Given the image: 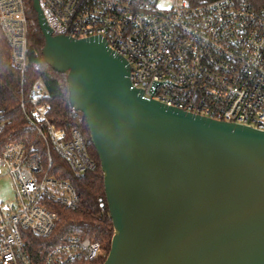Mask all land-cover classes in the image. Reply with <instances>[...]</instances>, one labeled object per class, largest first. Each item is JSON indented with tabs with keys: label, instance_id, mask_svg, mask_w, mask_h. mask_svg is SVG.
Masks as SVG:
<instances>
[{
	"label": "built area",
	"instance_id": "built-area-1",
	"mask_svg": "<svg viewBox=\"0 0 264 264\" xmlns=\"http://www.w3.org/2000/svg\"><path fill=\"white\" fill-rule=\"evenodd\" d=\"M52 36L100 37L128 64V79L145 100L264 131V0H37ZM0 30L9 63L21 81L27 66L25 0H0ZM47 90L39 81L19 108L35 133L30 145L0 151V177L10 180L15 204L0 208V264H34L23 233L49 237L54 206L77 208L73 185L52 173V156L80 179L97 165L81 132H66L49 118ZM6 124L0 109V133ZM100 212L105 211L99 201ZM100 244L65 235L42 264L94 261Z\"/></svg>",
	"mask_w": 264,
	"mask_h": 264
},
{
	"label": "water",
	"instance_id": "water-1",
	"mask_svg": "<svg viewBox=\"0 0 264 264\" xmlns=\"http://www.w3.org/2000/svg\"><path fill=\"white\" fill-rule=\"evenodd\" d=\"M32 7L99 160L113 226L103 264H264V131L143 99L104 39L52 36Z\"/></svg>",
	"mask_w": 264,
	"mask_h": 264
},
{
	"label": "trees",
	"instance_id": "trees-1",
	"mask_svg": "<svg viewBox=\"0 0 264 264\" xmlns=\"http://www.w3.org/2000/svg\"><path fill=\"white\" fill-rule=\"evenodd\" d=\"M25 6L29 31L27 66L23 82L19 72L9 63L10 48L0 30V109L4 111L6 119V124L0 133V151L9 143L30 145L35 142V133L19 108V99L22 90L26 93L34 82L39 81L47 90L51 122L66 132L79 130L85 139L88 153L97 167L95 171L76 179L62 160L55 155L52 156V173L73 185L79 204L73 210L54 206L53 210L57 214L54 232L49 237H36L24 232V249L30 261L34 264H42L50 252L61 244L65 235H74L99 243L101 253L94 261L80 259L72 264H103L110 249L113 226L108 215L99 160L89 139L85 119L68 100L66 75L54 72L43 59L44 40L37 26L32 0H25ZM99 201L104 203L103 213L98 208Z\"/></svg>",
	"mask_w": 264,
	"mask_h": 264
},
{
	"label": "rangeland",
	"instance_id": "rangeland-1",
	"mask_svg": "<svg viewBox=\"0 0 264 264\" xmlns=\"http://www.w3.org/2000/svg\"><path fill=\"white\" fill-rule=\"evenodd\" d=\"M14 204L15 197L10 189V180L6 176L0 177V208L4 210Z\"/></svg>",
	"mask_w": 264,
	"mask_h": 264
}]
</instances>
